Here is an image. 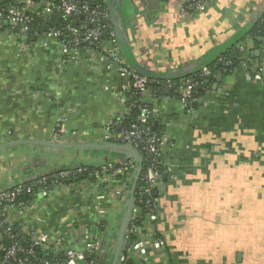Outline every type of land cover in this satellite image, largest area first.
Here are the masks:
<instances>
[{"label": "crops", "instance_id": "0c3cea01", "mask_svg": "<svg viewBox=\"0 0 264 264\" xmlns=\"http://www.w3.org/2000/svg\"><path fill=\"white\" fill-rule=\"evenodd\" d=\"M109 1L115 6L122 54L140 74L189 71L229 47L264 15V0H213L205 13L197 14H183L176 0ZM40 39L26 46L0 31V145L70 144L71 133L86 130L92 134L86 141L92 147H4L0 189L65 168L130 159L119 149L97 145L104 143V127L125 111L130 93L126 80L97 54L83 51L75 61L59 59L58 45ZM257 41L258 47L251 42L248 47H253L256 65L264 69V36ZM209 98L189 116L177 99L153 102L181 154L175 180L159 193L158 229L165 241L160 258L171 264L184 258L189 264H264V81H253L247 69L238 68L217 76ZM59 124L66 134L56 139ZM133 177H122L123 196L111 197L106 204L105 247L116 240L114 231ZM90 190L85 192L77 183L64 185L48 195L41 193L39 210L14 211L13 216L36 224L44 217L45 223L59 227L72 223L71 211L89 219Z\"/></svg>", "mask_w": 264, "mask_h": 264}, {"label": "built area", "instance_id": "2783aa9c", "mask_svg": "<svg viewBox=\"0 0 264 264\" xmlns=\"http://www.w3.org/2000/svg\"><path fill=\"white\" fill-rule=\"evenodd\" d=\"M102 1L105 3L103 6L100 4L101 0H0V31H5L11 38L28 46L32 43L31 30L35 21L57 17L64 22V26L57 29L48 28L44 24L46 32L35 39L41 38L42 42L54 41L58 45L59 59L70 58L75 61L83 51H90L101 59L108 60L120 77L126 80V88L129 87L133 96L140 99L137 121L124 125L125 117L135 107L129 97L125 98L123 115L106 125L102 133L104 143L131 145L146 164L136 185L134 208L119 263L171 264L166 258L163 257L165 261L160 258L165 241L158 229L161 212L159 186L166 185L163 168L169 174L168 182L175 180L174 171L181 154L178 156L177 143L167 136L166 130L163 133L154 130L151 119L159 118V109L153 102H170L174 98L168 95L158 97L151 88V80L128 65L113 26L109 0ZM176 1L183 14H197L205 13L213 0ZM245 48L240 45L241 52L247 53ZM249 50H253V47H249ZM238 68L247 69L253 81H264V69L261 66L248 70L247 65L243 64ZM204 75L211 76L213 73L206 70ZM196 87L192 81H181L178 87L179 98L176 99L185 115H194L200 108H191L192 103L197 102L193 97ZM126 88L124 87L122 95ZM210 94L207 93L199 100L200 106L210 102ZM164 125L166 129L168 123L164 122ZM64 134L66 128L59 124L55 138ZM91 137L89 131L81 130L74 131L69 138L73 143H78L86 142ZM167 148L169 152L165 153ZM137 166L135 159L110 161L94 169L81 167L74 172L61 171L53 177L55 179L44 174L27 183L0 189V264H107L114 255L116 240L113 238L107 242V253L102 238L107 229L106 204L111 197L123 196V191L119 188L120 179L129 173L134 174ZM79 175L88 177L72 184L82 185L84 191L91 189L88 192V195L92 193L88 218L96 221L95 228L86 227L82 235L75 236L72 222L59 227L60 230L53 228L47 232L44 219L37 218L36 224L31 220L18 221L13 216L14 211L23 213L26 209L39 210L38 199L42 198L41 193L48 195L53 189L64 186H60V180ZM33 214L34 212L30 216L34 217ZM18 239L24 240L27 245ZM177 264L189 262L184 258Z\"/></svg>", "mask_w": 264, "mask_h": 264}, {"label": "trees", "instance_id": "16d2710c", "mask_svg": "<svg viewBox=\"0 0 264 264\" xmlns=\"http://www.w3.org/2000/svg\"><path fill=\"white\" fill-rule=\"evenodd\" d=\"M36 1H39V0H36ZM55 1L58 2L59 0H55ZM100 4L103 6L105 3L101 0ZM109 5L111 7L112 18L113 20H116L115 6L111 5L110 1H109ZM117 23H118L117 21L113 23L114 29H116V26L118 25ZM44 24L48 28H57V29H60L64 26V22L57 17H52L50 19H45V20L37 19L31 30V38H32L31 40L35 39L38 35H41L44 33L43 32ZM116 33H117V38H118L120 48L121 50H123L120 44L119 36H118L119 32L116 31ZM261 36H264V15L261 19H258L252 25H250L249 27H246L245 30L239 36H237L236 39H234V41L231 43L229 47L220 51L219 53H217V55L212 56L211 58L205 59L204 61L198 63L191 70L186 71V72H174V73H167V74L152 73L148 75L145 74V76H147L151 80L152 82L151 88L153 91L156 92L158 97L168 95L174 99L179 98L178 87L181 81L194 82L197 85V87L195 88L193 92V97L196 98L195 100H197V102H193L191 105V108L194 110H197L200 107L199 100L204 98L207 93L213 92L214 85H215L218 75H222V76L231 75L239 66L243 64L247 65L248 70H252L257 66L256 63L258 59L255 58L252 50H249L248 45H250L249 43L251 42L255 47H258L260 44L257 40ZM243 43H245L244 46L246 47L245 49L247 53L240 51L239 44L243 45ZM128 58L130 57L128 56ZM133 66L136 67L135 65ZM206 70H211L213 75L211 76L204 75V71ZM168 82H170L171 86H169ZM128 97L130 98L131 101L134 102L135 107H133L130 111V114L125 117L124 125H128L132 122L137 121L140 115L139 114L140 113L139 106L141 104L140 99L133 96V91H130ZM151 124L155 131L159 133L164 132L165 125L161 118L151 119ZM116 129L118 130L119 127H116ZM82 167H87L89 169L96 168L94 166H82ZM145 167H146V164H144V161H143L142 171L144 170ZM65 170H69V169L65 168L62 170L54 171L50 174H45V176L49 177L50 179H55L53 178L55 175H58L61 171H65ZM77 170L78 168L74 170L71 169L70 171L74 172ZM163 176L165 178L164 182L167 184L169 174L164 168H163ZM86 177L88 176L79 175L76 177L73 176L71 177V179H62L60 180V185H67L77 180H82L83 178H86ZM132 183H133V178L129 184V188H131ZM118 224L119 225L116 226V229L114 231L116 233V237L119 233V228H120V223ZM106 234H108V231ZM18 240H20L22 244L27 245V243L24 240L22 239H18ZM111 262H112V259H111Z\"/></svg>", "mask_w": 264, "mask_h": 264}, {"label": "water", "instance_id": "95a60500", "mask_svg": "<svg viewBox=\"0 0 264 264\" xmlns=\"http://www.w3.org/2000/svg\"><path fill=\"white\" fill-rule=\"evenodd\" d=\"M115 22V20H114ZM118 26V25H117ZM43 32H46V27L43 28ZM256 56H259V52H256ZM137 67V66H136ZM143 75H148L152 74L151 72L145 70L143 72ZM222 80V77H219V81ZM21 143H28V144H34V145H48L52 147H57V148H87V147H92L90 143L87 142H81V143H58V142H50V143H42V142H37V141H14L8 144L0 145V150L4 147H7L9 145H14V144H21ZM99 145L100 148H105V149H119L125 153H128L130 156V159H135L136 162L138 163L137 169L134 173L133 177V183L132 186L129 190L128 198L125 203V209L121 218L120 222V228H119V233L116 237L115 241V249H114V255H113V260L111 264H120V256L122 254L123 247L125 245V236L126 232L131 220V215H132V210L134 208V195H135V189L136 185L140 179L141 171H142V163H143V158L139 154V152L134 149L131 145H120L117 143H103V144H97ZM163 190V185L159 186V191ZM157 195V194H156Z\"/></svg>", "mask_w": 264, "mask_h": 264}, {"label": "rangeland", "instance_id": "374dc122", "mask_svg": "<svg viewBox=\"0 0 264 264\" xmlns=\"http://www.w3.org/2000/svg\"><path fill=\"white\" fill-rule=\"evenodd\" d=\"M115 155H118V153H114ZM125 154H128V153H125ZM129 155V154H128ZM112 159L116 160L117 158L115 157H112ZM71 214H73V218H72V222H73V225H74V228H75V231H74V235L75 236H80L82 235L83 233V230L86 228V227H93L95 228V223L96 221L95 220H90V219H85L84 217H82V219H80L79 217H77V214H75V211H71L70 212ZM42 219H45L44 217H41ZM79 221L78 223L76 221ZM53 228H56V230H60L59 226L55 223V222H52L50 224H47V223H44V228L47 232H50V230ZM106 249L108 250V247H106ZM109 252V251H108ZM110 255H112V252H110ZM108 256V254H107ZM110 257V256H109ZM108 257V258H109ZM111 260V259H109ZM112 260H113V257H112ZM105 261V260H104ZM106 263V261H105ZM104 264V263H102ZM110 264V263H109Z\"/></svg>", "mask_w": 264, "mask_h": 264}]
</instances>
